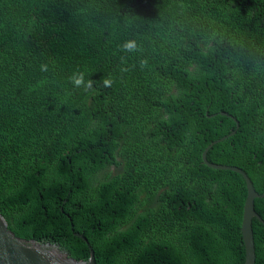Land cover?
I'll use <instances>...</instances> for the list:
<instances>
[{"label": "trees", "instance_id": "1", "mask_svg": "<svg viewBox=\"0 0 264 264\" xmlns=\"http://www.w3.org/2000/svg\"><path fill=\"white\" fill-rule=\"evenodd\" d=\"M235 129L206 159L261 194L264 0H0V214L15 236L86 262L80 233L95 264H243L245 181L202 162ZM254 209L264 221V197Z\"/></svg>", "mask_w": 264, "mask_h": 264}, {"label": "water", "instance_id": "2", "mask_svg": "<svg viewBox=\"0 0 264 264\" xmlns=\"http://www.w3.org/2000/svg\"><path fill=\"white\" fill-rule=\"evenodd\" d=\"M219 114L232 119L236 123V129L239 128V123L234 117L228 115L225 112H220ZM236 129L230 132L228 135L212 141L202 153V162L208 168L214 170H229L240 174L243 177L247 189V196L243 206L241 223L242 239L245 248V259L243 264H255L256 256L252 231V219H257L263 225L264 221L254 209V200L263 198L264 192L260 194L255 190L253 183L243 170L233 166L209 163L206 159L207 152L215 144L233 136L236 133ZM64 202H66V200ZM60 210L62 212L63 208L61 207ZM73 235L81 239L88 246L90 252L88 261L85 262L82 260H74L73 258L69 257L66 252H63L61 249H59L56 244L24 240L15 236V234L8 229L5 219L0 214V264H95L94 251L89 245L87 239L80 233H73Z\"/></svg>", "mask_w": 264, "mask_h": 264}, {"label": "clouds", "instance_id": "3", "mask_svg": "<svg viewBox=\"0 0 264 264\" xmlns=\"http://www.w3.org/2000/svg\"><path fill=\"white\" fill-rule=\"evenodd\" d=\"M124 47H125V49L128 50V51H132V50L135 48V44L132 43V42H129V43H127ZM41 71H47V67H46V66H42V67H41ZM70 79H71V78H70ZM74 83H75V85H76L77 87H79V86L83 83V75H81V78H80V79L75 80ZM112 83H113V82H112L111 80H109V79L104 80V85H105V87H111ZM88 86L90 87V86H91V83H89Z\"/></svg>", "mask_w": 264, "mask_h": 264}, {"label": "rangeland", "instance_id": "4", "mask_svg": "<svg viewBox=\"0 0 264 264\" xmlns=\"http://www.w3.org/2000/svg\"><path fill=\"white\" fill-rule=\"evenodd\" d=\"M112 174L114 173V171L113 172H111Z\"/></svg>", "mask_w": 264, "mask_h": 264}]
</instances>
